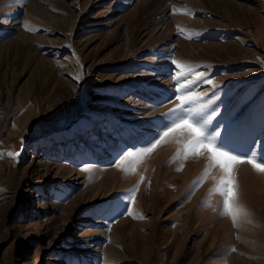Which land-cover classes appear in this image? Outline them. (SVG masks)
Wrapping results in <instances>:
<instances>
[{"label":"rangeland","instance_id":"rangeland-1","mask_svg":"<svg viewBox=\"0 0 264 264\" xmlns=\"http://www.w3.org/2000/svg\"><path fill=\"white\" fill-rule=\"evenodd\" d=\"M195 73L207 132L264 162V0H0V264H264V172L235 164L234 221L221 174L137 153Z\"/></svg>","mask_w":264,"mask_h":264},{"label":"snow or ice","instance_id":"snow-or-ice-1","mask_svg":"<svg viewBox=\"0 0 264 264\" xmlns=\"http://www.w3.org/2000/svg\"><path fill=\"white\" fill-rule=\"evenodd\" d=\"M31 31V29H28ZM181 32L184 29H180ZM173 64L181 69L182 74L187 75L183 72L184 66L180 65L177 61L173 60ZM189 72L192 69L189 67ZM80 77H77L79 79ZM179 80V77L177 78ZM204 80L203 73H195V79L181 84L178 91L183 92V95H177L175 99L180 101L179 106L171 109L165 114L169 123H166L162 130L156 134V137L151 140L147 146L142 149L137 150L138 154L151 153L166 137H169L173 133H183L186 135L187 140L185 144V152H191L193 154L199 155L201 150L207 151L209 153L210 166H218L221 169V178L219 180L218 186L214 188L213 192H219L223 197L221 204V214L231 215L235 221L238 216L243 215V210L239 207L238 201L236 199V183L233 178V169L235 164L238 163H249L257 171L264 172V162H257V159L248 157L247 159L241 157L240 155H233L231 151L224 150L223 144H218V138L220 136L219 132H213L209 134L207 132V126L210 122V117L200 116V110L196 107L197 103L202 100V94L190 91L193 84ZM211 83V81H206ZM8 155H13V153H7ZM134 153L128 151L121 154L119 158L120 162L114 164L115 167H120L121 162L124 160H129L132 158ZM261 159H264V154H261ZM87 171V169H84ZM182 170V169H178ZM208 175L207 171L204 176ZM197 180L193 184V189L199 186L202 182ZM143 181V177H141ZM139 185L131 190L134 194L138 191ZM134 195L129 203H134ZM125 211L128 208L125 207ZM234 251V249H233Z\"/></svg>","mask_w":264,"mask_h":264},{"label":"bare ground","instance_id":"bare-ground-1","mask_svg":"<svg viewBox=\"0 0 264 264\" xmlns=\"http://www.w3.org/2000/svg\"><path fill=\"white\" fill-rule=\"evenodd\" d=\"M188 45V44H186ZM184 47V45L182 46ZM190 47H186V50H187V53L191 54L192 53V49L189 50ZM181 60V59H179ZM167 61V60H166ZM167 63V62H166ZM169 65V64H168ZM159 66V65H157ZM163 66V64H162ZM180 70V69H179ZM159 80H155V82H158ZM175 81V80H174ZM161 82V81H160ZM166 84V83H165ZM168 88V87H167ZM178 91V90H177ZM168 93V92H167ZM166 94V93H165ZM170 94V93H169ZM177 94V93H176ZM182 93H180L181 95ZM164 95V94H163ZM229 100V99H228ZM128 101V100H126ZM167 102V101H165ZM125 103V102H124ZM134 104H136L135 102H133ZM165 105V104H164ZM169 105V104H168ZM137 105H135L136 107ZM159 107V106H158ZM171 107V105L168 107H164L160 109V107L158 109H154L153 113H150L148 114L147 111L146 112H142V113H136L138 115H141V119H148L150 118V116H152V114H158L160 111L161 112H164L165 110L168 112L171 110L169 109ZM173 107V106H172ZM150 110V109H149ZM130 112V111H129ZM140 112V111H139ZM147 113V115H146ZM130 114V113H128ZM132 114V113H131ZM160 114V113H159ZM164 114V113H163ZM203 114V113H201ZM203 117V116H202ZM161 119V118H160ZM164 122V121H163ZM166 123V122H165ZM208 128V127H207ZM159 129V128H158ZM154 130V129H153ZM156 130V129H155ZM185 135V134H184ZM186 139L185 136H183V133H173L171 134L169 137H166L164 141H162L159 145V147L153 151V157L155 158V164L153 165V168H155V173L154 175L156 176L155 178L158 180L160 179L161 175L163 174L160 170L165 164H166V160H168L169 158H173L174 156V160H173V163H171V170H175V168H179L180 167V163L182 162L183 165H187L186 166V169L184 170L185 172H182V175H180V182H187L188 180H190V176H192L193 173H199L201 171H216L215 173H218L219 174H222L221 173V169L219 168H216L215 169V166H210V161L208 160V158L205 156V154H203L202 156L200 157H197V158H193V159H190V160H187L186 159H182V158H177V153L175 152V150L177 149L178 150V146L179 144L181 143V141L183 139ZM113 141V139H112ZM182 144V143H181ZM182 146V145H180ZM185 146V144H184ZM182 149V148H181ZM181 153V152H179ZM203 153V152H202ZM176 157V158H175ZM186 157V156H185ZM176 159V160H175ZM192 160V161H191ZM168 163V162H167ZM182 165V166H183ZM194 165V166H193ZM152 168V169H153ZM215 169V170H214ZM150 170V169H149ZM148 170V171H149ZM256 170L253 169L252 167L248 166V164L245 162V163H242L240 166L237 167L235 173L237 174L238 173V176H239V179L240 177H246L248 176V174H251L252 172H255ZM169 172V171H168ZM202 173V172H201ZM238 179V178H237ZM187 184V183H186Z\"/></svg>","mask_w":264,"mask_h":264}]
</instances>
